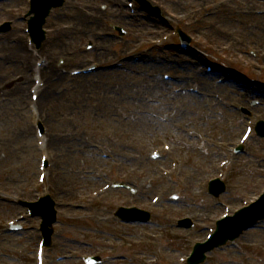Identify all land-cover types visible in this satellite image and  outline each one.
Here are the masks:
<instances>
[{"label": "rangeland", "instance_id": "obj_1", "mask_svg": "<svg viewBox=\"0 0 264 264\" xmlns=\"http://www.w3.org/2000/svg\"><path fill=\"white\" fill-rule=\"evenodd\" d=\"M26 1L11 0V3L6 5L5 0H0V8H12V14L0 13V26L5 22L10 23L7 32H0V50L3 46L12 44L19 34L29 48L38 50L45 36L46 41L53 36L52 23L63 24V28L67 30L68 20L62 15L67 12L65 14L70 17L71 6L78 0H65L62 7L50 12L45 23V34L39 46L31 41L26 31L28 24L26 13L29 10ZM127 1L91 0L94 12L100 14L101 22L98 30L101 33L98 35L104 37L105 47L98 51L96 35H78L70 42V37L66 34L62 38L64 48L56 50L54 64L64 67L67 72L87 65H97L94 62L99 60L105 66H110L119 62L116 53L121 49V53L125 55L123 59L141 58L146 55L150 59L160 58L173 63L181 62L186 65L181 69L183 75L188 72V64L196 65L194 67L203 73L205 67L210 64L213 68L220 70L228 68L251 78V81L246 78L243 82L264 86V0H147L151 5L159 7L161 16L139 12L136 9L137 4L134 3L137 12L135 16L132 15L131 22L126 16L123 17V14H129L126 8ZM117 4H120V8ZM203 8L207 9L203 10ZM115 11L117 17L112 15ZM158 20L161 24L155 25L153 29L161 30L150 35L149 31L153 27L149 25L150 21ZM113 26L123 28L126 36L120 37L113 30ZM143 27L148 30L140 32ZM177 27L190 35V50L183 52L169 46L177 41L176 37L172 36V32ZM106 45H111L108 51ZM75 50L80 57L76 58L77 53H71ZM199 55L202 58L201 63L195 61ZM71 58L74 60L69 61ZM39 59L37 57L33 64ZM147 69L150 67L147 66ZM167 69L170 68L163 69L154 77L159 81H165L162 73L173 76L174 71ZM111 70H104L108 72L103 73L107 74L103 77L107 81V86H102L103 92L93 94L88 92V95L76 98L79 101L78 107L69 101L70 96H76L74 89L78 82H70L69 90L73 91L65 94L55 108L57 114L53 116V121L57 127L56 131H52L43 121L46 120L45 117L40 115L38 118L46 127V136L55 137L54 142L57 144L48 147L45 152L50 167L45 183L40 184L36 177L37 160L41 152L36 149L37 138L34 133L36 127L33 126V118L38 117L39 111L33 116L29 111V105L19 111V114L18 109H14L13 115L7 118L6 104L14 101L4 100L5 81L16 73L13 78L20 82L22 74L19 75V70L10 67L2 68L3 72L0 73V264H34V249L41 236L38 231L39 220L27 216L26 209L19 205V202L34 201L43 194H48L57 203L58 213L53 240L45 254V264H83V256L97 252L103 257L108 255L107 264H115L113 259L120 256L130 260L119 261L124 264H181L179 259L190 250L192 243L203 241L205 235L209 233V228L214 231L215 222L222 213H227V209L232 213L264 193V139L256 136L244 145L243 153L223 171L222 178L227 192L219 198L210 197L205 190L204 195L202 192L199 194L194 187L189 192L184 191L181 186L174 185L175 177L163 178L158 183L151 181L156 170L161 173L163 168L170 165L171 160L177 161L180 158L183 159L184 164L182 174L188 183L190 180L187 175H190L197 181L203 179L202 185L197 184L200 191L203 186L206 188L207 181L220 171L217 168L214 175L210 176L212 171L209 169V163L215 161L217 155L219 156L217 161L224 159L226 146L237 144L241 133L240 126L243 125L241 118L254 120V117L259 115L264 117L260 111L252 112L256 105L252 106L250 102L258 100H251L246 108L242 105L237 106L239 117L226 121L225 118L229 116L224 112L226 108L224 101L218 100L217 106L209 104L211 113H208L204 107H201L203 112H198L188 99L177 98L176 95L173 97L165 91L166 97L156 99L155 97L163 90L160 86L155 87L153 80L148 78L144 80L147 81L146 83L135 84L127 81L124 84L121 81V86L117 87L115 92L107 93L111 83H117L116 77L111 76ZM219 76L221 75H216ZM256 84H253L255 89H263ZM186 86L197 89V86L190 83ZM28 88L30 87L27 86L26 89V101L28 104H33ZM103 94H106L107 99L113 96L125 103L96 101L103 100ZM68 102L71 104L67 105ZM103 110L107 111V114H104ZM182 115L185 117L189 115V124V119H179ZM195 124H198L200 129L195 127ZM177 125L185 126L186 133L190 129L193 133L203 132L213 140L219 141V145L216 149L208 148L207 145L202 148L198 145L193 147L186 145V142L183 145H176L168 137L171 135L170 129ZM28 128L32 133L22 137L21 134ZM175 132L180 131L177 129ZM182 137L187 141L190 140L188 134ZM163 143L171 144V152L174 156L168 157L166 163H160L161 159L150 157L152 149H161ZM99 145L110 149L112 158H109L104 150L96 155ZM67 153H73L74 156ZM101 153L106 156L103 157ZM130 155L133 159L138 155H141V158L135 159L131 163L132 166H129ZM83 156L85 159H81ZM79 158L81 162L77 160ZM99 159L106 160L101 167L98 163ZM205 160H207L206 171L195 167ZM80 169L87 174L98 169L102 171L99 173L102 175L95 178L103 179L100 181L92 177L96 182L87 188L85 185L89 183V178L76 179L75 173L80 172ZM59 176L63 188L57 187ZM180 180L182 181L181 176ZM114 182H128V186L137 190L143 182L153 184L151 188L146 189L148 191L146 196L142 194L138 198L135 196L136 193H132L131 188L103 190L105 184ZM160 188L166 189L167 194L161 199L162 206H154L151 197L159 195L155 191ZM176 192L177 196L184 200L170 203L171 193ZM186 194L198 195L200 199L186 202L193 199ZM184 195L187 196V200ZM130 198L134 199L132 203L138 202L136 206L149 209L156 218L169 219L168 223H175L176 219L186 215L191 217L194 215L198 220L196 226L199 225L203 230L197 233V230H184L172 225L171 230L169 227L159 228L152 225L122 226L124 229H121V224H117L119 222L113 219L111 214L118 205H126L125 202H129L126 200ZM146 200L147 204L144 205ZM192 203L195 205H191ZM200 214L204 216L200 217ZM18 219L21 227L24 226L26 231L23 229L24 231L16 233L10 232L7 222ZM121 233L127 235L130 240L123 246L119 242ZM152 235L159 237L154 239ZM209 255L205 264H264V221L244 232L230 247L214 250ZM58 258L61 260H57ZM153 258H156L155 263L152 262Z\"/></svg>", "mask_w": 264, "mask_h": 264}, {"label": "bare ground", "instance_id": "obj_2", "mask_svg": "<svg viewBox=\"0 0 264 264\" xmlns=\"http://www.w3.org/2000/svg\"><path fill=\"white\" fill-rule=\"evenodd\" d=\"M107 2L109 0H106ZM11 3V0H5V4ZM118 8H120V5H118ZM207 9V8H203ZM71 10L72 13L70 15V17L67 16V12L63 13L62 17L66 18L68 20L67 24H69L67 30H65L63 27V24H55L52 23L51 24V33L53 34L52 37H49L47 39V41L45 43H43L41 45V47L37 50V51H33L32 48L29 49L25 43L23 42L22 36L19 35L17 36V39L13 40L12 44H8L3 46V48L0 50V73H2V68H12V69H16L19 70L18 74L21 75L22 74V79L19 82V80H14V76L16 75V73H14L11 77V79H8L7 81H5V87L6 90L4 91V100H11L14 101L13 103H8L6 104V109L8 111L7 113V118L11 117L13 115V110L18 109L17 112L19 114V111H22L25 106H29V104L26 101V89L27 86H33L35 85V82L33 80V82H31V79L33 77V75H35V78L39 77V84L42 83L43 84V88H40L39 84L36 87V90L38 92V99L35 103V105H32V114H38L39 111V115L37 117V119H35L34 117V122L36 120H39L38 118L41 116L45 117L46 120L45 123L50 127V129L52 131H56L57 127L53 121V116L56 115L57 113L56 111V106L57 103L59 104L62 100H63V96L65 94H69L71 93L73 90H69V85L70 82L73 81H77L78 83L75 85V89H74V95L70 96L69 101L73 104L76 105V107H78V102L76 98L78 97H82L84 95H88L89 94H93L96 92L102 93L103 89L102 86H107V81H105L106 79L100 78L98 77L97 74H90V73H85V74H79L77 76H74L73 78L70 77V74H66L63 73L58 67H56L54 65V61H52L53 59H56V50L57 49H63L64 48V44H63V37H65L66 34L69 35L70 37V42L71 40L78 35H91L94 36L96 35V41H97V47H98V51H100V48H104L105 44H103L104 41V37L102 35H98L100 32V30H98V26L101 22V18H100V14L96 11L94 12L93 8H92V3L91 0H78L76 3L73 4V6H71ZM202 10V9H201ZM0 13H6V14H12V8L7 9L6 7H1L0 8ZM112 15H114L115 17H117V13L116 11L114 13H112ZM93 18V19H92ZM92 19V21H90ZM165 22V21H164ZM156 23V24H155ZM157 24H161V22L158 20L156 22H151V27H155V25ZM78 26V27H77ZM153 29V28H152ZM147 28H144L140 31H147ZM78 32V34L76 35V32ZM99 31V32H98ZM151 34L152 33H157V31L155 30H150L149 31ZM148 32V33H149ZM138 35V34H137ZM74 38V39H75ZM90 38V37H88ZM111 45H106L107 51L111 48ZM112 49H114L112 47ZM122 50L118 49V54L117 57L123 55L124 53H121ZM76 54L77 56L76 58L79 56L80 54L78 53L77 50H75L74 52H71ZM40 58L39 61H41L43 58H45V62L43 65L40 66L39 69L35 68V65L33 64V61L36 58ZM74 58L69 59V61H73ZM145 62V59H141V61L136 64V67L139 69H142V63ZM123 66L124 69L126 70H121V71H113L111 73V76H115L116 77V82L117 83H111V87L110 90L107 92H115L116 91V87L121 86L122 82H133V81H139V79L141 80V76L137 75V74H130L128 72V69H131V65L129 64V62H123L121 64ZM160 65H164L163 61H156L154 62V66L153 69L157 70L158 66ZM36 69V70H35ZM81 70V69H79ZM100 75H102V73H99ZM187 79L193 83H198L199 84V91L201 93V95H205L207 93H212L214 90H222L225 92H228L231 95H235L234 92L232 91L231 87L228 85L227 82H225L223 85H217L215 86L213 84V81L211 80V77L207 76L206 74H202L200 72H196L194 71L193 73L191 72L189 76H186ZM145 80V79H144ZM73 86V85H72ZM35 87V86H34ZM237 91H239V89H236ZM106 93V94H107ZM31 94V93H30ZM106 94H103L102 99L103 100H96V101H104V102H115L118 104L120 102L125 103L124 101H120V99H115L113 96L109 97V99H107V97H105ZM92 96V95H90ZM101 96V95H100ZM187 95L182 93L179 94L178 97L182 98V97H186ZM192 98H196L194 96H192ZM236 99L239 100H245L247 98H249V93H245L244 90H241V92H237V95H235ZM203 100L206 102L205 98H203ZM70 102L67 103V105L71 104ZM202 99H198L197 101V105H196V109L200 108ZM55 104V105H54ZM261 104L264 105V100L261 101ZM13 106V107H12ZM35 106V107H34ZM82 106V105H81ZM81 106H79V108H81ZM103 109H105V107L103 105H101ZM97 108H99V106H97ZM95 110H97L96 108H94ZM191 110V108H190ZM104 114H107V111L103 110ZM226 115H231L232 111L230 108H227L226 110H224ZM187 117L189 115H186ZM48 122V123H47ZM32 133V130L30 128L26 129L23 131V133L21 134V136H25ZM65 133V131L63 132ZM147 135V133H145V136ZM44 138L45 140V144L42 148H37V150H40L44 152L45 150H47L48 147L52 146H57V144L54 142L55 137H49L47 139V136L45 135ZM69 138V137H68ZM78 139V138H77ZM82 140V139H79ZM69 155H73V153H67ZM81 159H85V157L83 156ZM81 159H77L79 162H81ZM40 162V158L38 159V163ZM204 163L201 164H196L195 167H197L198 169H207V166L205 164L206 160L203 161ZM139 164H141V161H139ZM78 178H83L82 175H76V179ZM89 179H92V177H87ZM73 179V178H72ZM71 179V180H72ZM189 179L191 180V183L193 184L194 187H197V184L199 183V181L194 180V178L192 176H189ZM57 187L58 188H63V182L61 179V176H59L58 180H57ZM141 192L144 190V187L140 188ZM141 193L138 192V197L140 198ZM193 196V195H191ZM254 199V198H253ZM218 209V208H217ZM204 215L200 214V217H203ZM134 229V228H132ZM147 234V232H145ZM127 236V235H126ZM121 240L123 242H127L128 239L122 235L121 236ZM134 259V258H133Z\"/></svg>", "mask_w": 264, "mask_h": 264}]
</instances>
